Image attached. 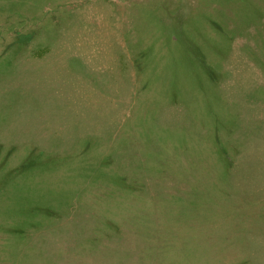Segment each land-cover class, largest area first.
Listing matches in <instances>:
<instances>
[{"label":"rangeland","instance_id":"obj_1","mask_svg":"<svg viewBox=\"0 0 264 264\" xmlns=\"http://www.w3.org/2000/svg\"><path fill=\"white\" fill-rule=\"evenodd\" d=\"M0 264H264V0H0Z\"/></svg>","mask_w":264,"mask_h":264}]
</instances>
